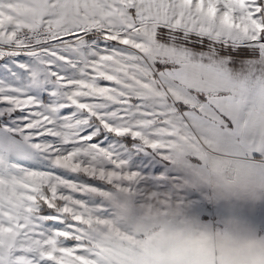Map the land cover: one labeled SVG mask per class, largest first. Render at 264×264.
<instances>
[{"label":"snow or ice","instance_id":"snow-or-ice-1","mask_svg":"<svg viewBox=\"0 0 264 264\" xmlns=\"http://www.w3.org/2000/svg\"><path fill=\"white\" fill-rule=\"evenodd\" d=\"M0 264H264V0H0Z\"/></svg>","mask_w":264,"mask_h":264}]
</instances>
